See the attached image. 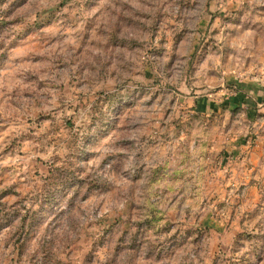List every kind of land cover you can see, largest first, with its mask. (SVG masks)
I'll return each instance as SVG.
<instances>
[{
	"label": "rangeland",
	"instance_id": "1",
	"mask_svg": "<svg viewBox=\"0 0 264 264\" xmlns=\"http://www.w3.org/2000/svg\"><path fill=\"white\" fill-rule=\"evenodd\" d=\"M0 264H264V0H0Z\"/></svg>",
	"mask_w": 264,
	"mask_h": 264
}]
</instances>
